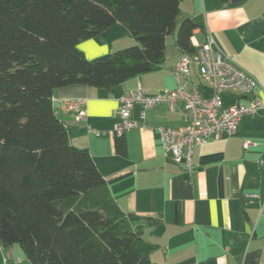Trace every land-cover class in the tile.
Returning a JSON list of instances; mask_svg holds the SVG:
<instances>
[{
  "label": "trees",
  "instance_id": "obj_1",
  "mask_svg": "<svg viewBox=\"0 0 264 264\" xmlns=\"http://www.w3.org/2000/svg\"><path fill=\"white\" fill-rule=\"evenodd\" d=\"M185 0H0V248L30 264H155L157 219L124 213L54 107L58 89L112 90L160 70L167 37L193 54L202 15ZM241 0H219L226 6ZM117 25L136 44L87 60L78 48ZM5 264H17L12 255Z\"/></svg>",
  "mask_w": 264,
  "mask_h": 264
},
{
  "label": "crops",
  "instance_id": "obj_2",
  "mask_svg": "<svg viewBox=\"0 0 264 264\" xmlns=\"http://www.w3.org/2000/svg\"><path fill=\"white\" fill-rule=\"evenodd\" d=\"M182 18L202 15L205 29L191 39L202 45L208 33L237 65L258 82L248 98L226 95L224 106L264 102V0H241L222 5L219 0H185ZM117 25L98 39L78 48L89 61L136 44ZM172 36L167 59L156 72L142 75L105 90L86 85L58 89L54 107L70 143L89 152L106 179L118 207L126 214L157 219L146 225L143 238L155 245V264H264V111L244 116L236 133L210 138L194 149L195 170L164 155L160 128L187 125L182 105L175 112L165 106L132 112L138 127L117 136L115 112L125 93L143 88L151 94L176 87L173 69L180 52ZM196 83L198 71L192 70ZM208 86L203 85L204 90ZM66 99H85L86 117L78 121L62 109ZM91 130L100 132L99 136ZM253 145L245 149V142Z\"/></svg>",
  "mask_w": 264,
  "mask_h": 264
},
{
  "label": "built area",
  "instance_id": "obj_3",
  "mask_svg": "<svg viewBox=\"0 0 264 264\" xmlns=\"http://www.w3.org/2000/svg\"><path fill=\"white\" fill-rule=\"evenodd\" d=\"M196 68V83L192 70ZM176 87L156 94L138 88L125 93L119 99V107L115 112L118 117L113 131L117 136L138 127L132 119V112L140 106L141 119L146 117V110L165 106L175 112L180 105L187 115V125L180 127H161V139L164 155L177 164H182L184 171L191 174L195 170L194 149L207 143L212 137L224 133L232 136L236 133L244 116H254L264 111V102L252 98L248 103L224 106L226 95L250 97L258 85L256 79L236 64L233 57L226 54L208 33L205 42L196 47L193 54L181 53L173 69ZM207 85L208 90L203 89ZM85 99H66L62 109L73 112L76 120L86 117ZM95 135L101 133L91 130ZM253 144L245 142L248 149Z\"/></svg>",
  "mask_w": 264,
  "mask_h": 264
},
{
  "label": "rangeland",
  "instance_id": "obj_4",
  "mask_svg": "<svg viewBox=\"0 0 264 264\" xmlns=\"http://www.w3.org/2000/svg\"><path fill=\"white\" fill-rule=\"evenodd\" d=\"M172 36L167 37V48L171 50V45H172ZM122 47V48H126ZM10 255L15 259L17 264H30V262L25 259L22 249L18 244H15L11 250H3L0 248V264H5L6 258Z\"/></svg>",
  "mask_w": 264,
  "mask_h": 264
}]
</instances>
